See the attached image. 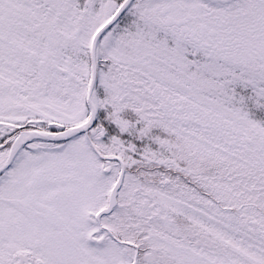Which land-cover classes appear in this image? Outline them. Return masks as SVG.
Returning <instances> with one entry per match:
<instances>
[{"label": "snow or ice", "instance_id": "1", "mask_svg": "<svg viewBox=\"0 0 264 264\" xmlns=\"http://www.w3.org/2000/svg\"><path fill=\"white\" fill-rule=\"evenodd\" d=\"M0 264H264V0H0Z\"/></svg>", "mask_w": 264, "mask_h": 264}]
</instances>
